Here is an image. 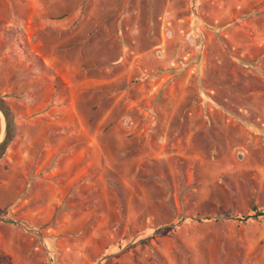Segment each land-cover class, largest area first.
Wrapping results in <instances>:
<instances>
[{
  "label": "rangeland",
  "instance_id": "obj_1",
  "mask_svg": "<svg viewBox=\"0 0 264 264\" xmlns=\"http://www.w3.org/2000/svg\"><path fill=\"white\" fill-rule=\"evenodd\" d=\"M0 97V264H264V0H0Z\"/></svg>",
  "mask_w": 264,
  "mask_h": 264
},
{
  "label": "water",
  "instance_id": "obj_2",
  "mask_svg": "<svg viewBox=\"0 0 264 264\" xmlns=\"http://www.w3.org/2000/svg\"><path fill=\"white\" fill-rule=\"evenodd\" d=\"M0 113L4 118L5 129L0 141V160L5 155L15 136L14 114L4 98L0 97Z\"/></svg>",
  "mask_w": 264,
  "mask_h": 264
},
{
  "label": "trees",
  "instance_id": "obj_3",
  "mask_svg": "<svg viewBox=\"0 0 264 264\" xmlns=\"http://www.w3.org/2000/svg\"><path fill=\"white\" fill-rule=\"evenodd\" d=\"M252 212L253 213L250 216H247L246 218H240L239 220L245 222L247 219L258 220L259 218L264 217V212L255 206L252 208Z\"/></svg>",
  "mask_w": 264,
  "mask_h": 264
},
{
  "label": "bare ground",
  "instance_id": "obj_4",
  "mask_svg": "<svg viewBox=\"0 0 264 264\" xmlns=\"http://www.w3.org/2000/svg\"><path fill=\"white\" fill-rule=\"evenodd\" d=\"M2 115V114H1Z\"/></svg>",
  "mask_w": 264,
  "mask_h": 264
}]
</instances>
